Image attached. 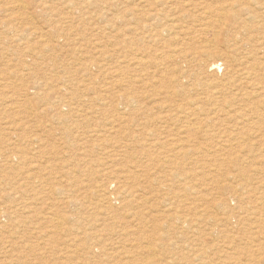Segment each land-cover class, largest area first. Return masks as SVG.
<instances>
[{
  "label": "rangeland",
  "instance_id": "obj_1",
  "mask_svg": "<svg viewBox=\"0 0 264 264\" xmlns=\"http://www.w3.org/2000/svg\"><path fill=\"white\" fill-rule=\"evenodd\" d=\"M209 1L219 0L204 3ZM162 2L0 0V264H264V223L260 243L249 242L245 224L235 222L242 210L234 194L209 187V145L229 127L246 123L240 113L264 117V90L247 107L250 99L243 106L237 99L244 87L232 89L236 104L223 107L218 125L209 124L201 67L217 56L208 47L226 51L221 39L233 33L235 22L223 17L228 30L213 34L186 23L208 11L204 3L201 9L196 0V8L191 1ZM174 9L183 17L182 33L147 15ZM241 29L239 39L248 33ZM149 33L154 41L140 40ZM217 62L220 76L225 62ZM117 113L121 121L114 120ZM161 114L165 123L152 120ZM236 132L228 133L229 140ZM254 135L239 139L243 166L252 173L220 180L239 182L243 176L240 182H255L264 200V136ZM229 146L227 154L238 152Z\"/></svg>",
  "mask_w": 264,
  "mask_h": 264
},
{
  "label": "bare ground",
  "instance_id": "obj_2",
  "mask_svg": "<svg viewBox=\"0 0 264 264\" xmlns=\"http://www.w3.org/2000/svg\"><path fill=\"white\" fill-rule=\"evenodd\" d=\"M181 1H191V2H195V0H163L162 4L163 5H166L168 4L169 6L174 4V3H177V2H181ZM198 3H197V6L198 8H203V3L206 1H202V0H196ZM217 1V0H216ZM216 3V2H215ZM204 7L208 10V11H201V14L199 16H197L196 18H190V22H186L187 24L191 25V23L195 22L196 26H197V23H199V26H203L205 27V29H211L214 31L213 34H220L222 31L221 30H225L228 26V24L226 25V23L222 22L221 20L223 19V17L227 20H233L232 22H235V24L233 25L231 23V26H232V29L230 31H232L233 33H235V36H232L231 35L233 34H226L228 36H226L225 38L222 36V38L224 39H221L222 42L224 43V45L226 46V51L223 52L222 54H218V52L215 50V47H211L209 48L208 47V52L210 54H216L217 56L215 58H213L212 61H210L208 64L205 65V69H204V65L203 67V74H205V77H207L206 79L208 80V82L206 83V87H209V92L205 93L204 96H202L203 100L202 99H199V100H202L203 104H206V105H209V124L213 125H218V123H220L221 121V118L220 116H218V113H220L222 110L224 112V108L225 105L229 104L228 106V110L229 108L231 107H234V103L236 104V102L234 101L233 103V100L236 98L232 97V94H231V90L232 89H238L237 91H239V89H241V87L243 88V92L240 94V97H237V99H239V101L242 103L241 105L243 106V101L244 99L245 100H249V102L247 103L248 104H251L252 101L254 100L253 98L256 97V94L257 93H261L262 90H264V76L262 74V72H264L263 70V66H264V0H219L217 2V4H212V2L209 1V3H204ZM195 8H196V2H195ZM232 8H235V10H231ZM214 13V14H213ZM239 13H243L245 14V18L244 17H241L239 15ZM242 14V15H243ZM149 16V20H154V19H162V20H166L165 22V26L168 27V30L169 31H172V32H178V33H182L183 32V26L182 24L183 23H179L180 21L183 20V17L178 14V11H176L175 9L174 10H171L169 13L166 11L164 13H154L151 12L150 14L148 13L147 14ZM210 16H214L213 18H211ZM210 18V20H209ZM170 22V23H168ZM230 22V21H229ZM230 26V25H229ZM230 26V28H231ZM203 27V28H204ZM202 28V29H203ZM243 28V30L241 29ZM206 29V30H207ZM242 30L244 32V30H246L248 33H246L247 35L245 37H242L241 39L237 38L238 35H236V33L239 32V30ZM228 30V29H227ZM225 30V31H227ZM147 29H144V32H146ZM200 31V30H199ZM231 33V32H230ZM240 33V32H239ZM215 36V35H214ZM220 36V35H219ZM242 36V35H241ZM240 37V36H239ZM140 40H142L143 42H148V41H154V34L152 33H149L147 35H144L142 38H140ZM220 40V41H221ZM211 41V40H210ZM218 41V40H217ZM145 44V43H144ZM244 45H248L249 47L248 48H244ZM210 46V45H209ZM247 50V51H245ZM232 51H235V53L239 54L236 56V54H233L231 53ZM113 52L114 54L116 53H119V50L114 48L113 49ZM259 56L260 59H262L261 62H258L257 61V57ZM195 58V56H194ZM193 58V59H194ZM220 59L222 60L223 62H225V66L223 68V73L222 75L220 74V76L217 75V69H219V66L217 64H219L220 62H217V60ZM136 63H138V65H141L143 66L144 63H145V60H142L141 58H136ZM259 60V59H258ZM147 63V62H146ZM137 65V64H136ZM158 66V65H157ZM148 67V66H147ZM197 68V67H196ZM200 68V67H199ZM262 70V72H260ZM197 71V69H196ZM197 74V72H195ZM261 73V74H260ZM199 74V73H198ZM201 74H202V71H201ZM112 75V74H111ZM177 77V76H176ZM196 77V75H195ZM199 76H197L198 78ZM180 78V77H179ZM197 80V79H196ZM175 81V80H174ZM179 81V80H178ZM198 82V81H197ZM177 83V82H176ZM199 83H201V81H199ZM106 84V83H105ZM104 85V84H103ZM195 85V84H193ZM77 86V85H76ZM115 86V85H114ZM78 87V86H77ZM194 87V86H193ZM68 88V87H67ZM66 88V89H67ZM74 88V87H73ZM245 88H249V90H246L245 91ZM70 90V89H69ZM68 90V91H69ZM74 90V89H72ZM65 91V89H64ZM106 91V90H105ZM233 92V91H232ZM65 93V92H64ZM236 93V92H235ZM236 93V95H237ZM202 94V93H201ZM253 95V96H252ZM229 98V99H228ZM252 98V99H251ZM101 99V98H100ZM75 100V99H73ZM262 100V99H261ZM100 101V100H99ZM192 101V100H191ZM195 101V100H194ZM193 101V102H194ZM258 101V100H257ZM256 101V102H257ZM260 101V100H259ZM240 102L238 103L240 105ZM264 102V101H263ZM246 103V102H245ZM262 103V101L260 102ZM197 104V101L194 102V105L195 106ZM237 104V105H238ZM222 105V106H221ZM246 106V104H245ZM249 106H252V105H248L247 107ZM254 106V105H253ZM165 107H168L170 109V106H158L157 108L158 109H161V108H165ZM174 107H176V105H174ZM178 107V105H177ZM182 107V106H181ZM241 107V106H240ZM167 108V109H168ZM197 108V107H196ZM235 108H238L235 106ZM256 108V107H255ZM178 109V108H177ZM182 109V108H181ZM191 109V108H189ZM193 109V108H192ZM233 109V108H232ZM231 109V110H232ZM242 108H239V110L241 111ZM115 110V109H114ZM166 110V109H165ZM172 110V108H171ZM243 110V109H242ZM247 110V108H246ZM246 110H243V111H246ZM250 109H248L249 111ZM251 110L253 111V108H251ZM256 110V109H255ZM174 112L176 110H173ZM179 111V110H177ZM187 111V110H186ZM192 111V114L195 115L196 113L194 112V110H191ZM226 111V110H225ZM237 113L238 110H235ZM251 111V112H252ZM261 111V110H260ZM97 112V111H96ZM166 112V111H165ZM182 112V111H181ZM185 112V111H184ZM234 112V110H233ZM232 112V113H233ZM242 112V111H241ZM95 113V112H93ZM98 114H100L99 112H97ZM108 113V112H107ZM114 113V112H113ZM119 113V112H118ZM117 113V114H118ZM167 113H168V110H167ZM171 113V112H170ZM191 113V112H190ZM228 113V112H227ZM234 113V114H235ZM254 113V112H252ZM189 114V113H188ZM230 114V112H229ZM228 114V115H229ZM243 114V113H242ZM240 113V116H241V121L244 122L246 121V123H242V125L240 127H237L236 129H231L230 130V127L228 128L229 129V132H227V134H220L218 132H220V130L217 132L218 135L220 136L219 139L217 140H213V142H211V144L209 145V187L211 186H215L216 188H226L229 192H232L234 195L233 197L235 196V199L234 201L236 202V207L240 210H242V214L238 215V213L236 214L238 216V218L236 219L237 221H235L237 224H245V229L247 230H244L246 232V234L248 233L249 235H245V237H252V240H250L249 242L251 243H260L261 240H259L260 238V233L262 231V229H264V225L262 226V224L264 223V200L261 199V196H260V193L257 191V193H259V195L256 193V190L254 188H258L259 186L257 185H261V182L260 180H262V178H264L262 176V174L264 173H261V176L262 178L259 176H255L254 173H253V176L255 177V179L258 177L259 180L258 183L256 186L257 187H254L253 188V184L255 183L254 180H252L254 183L252 184L249 183V181H246V183H242L240 182L241 181V178L244 176V174L248 173V172H251L252 173V170L253 169H248L246 167L243 166V162L245 160V155L243 156V154H240V152L242 151L240 149L241 147V144H240V141L239 139L243 138L245 135H257V139H261L263 136H264V117L262 115H259V116H256L253 117L255 118V120H251L250 118V115L249 113H244V115H242ZM259 114V113H258ZM261 114V113H260ZM78 115H81V114H78ZM116 115V113H115ZM169 115V114H168ZM223 115V114H222ZM227 115V114H226ZM227 115V116H228ZM236 115V114H235ZM167 116V115H166ZM176 116V115H175ZM181 116V115H180ZM230 116V115H229ZM239 116V118H240ZM254 116V114H253ZM178 117V116H177ZM175 117V118H177ZM183 117V115H182ZM224 117V116H223ZM222 117V119H223ZM235 117V116H234ZM260 117V118H259ZM112 118V117H111ZM114 118V117H113ZM112 118V119H113ZM123 115L122 114H118L116 117H115V121H121V119H123ZM165 114H161V115H157L154 119L152 120H155L156 122H166L165 120ZM171 118H172V115H171ZM239 118H236L235 117V120H239ZM169 119V118H168ZM225 119V118H224ZM223 119V120H224ZM174 120V119H173ZM222 120V121H223ZM232 120V119H230ZM251 120V121H250ZM113 121V120H112ZM174 121H177V120H174ZM180 121V120H179ZM186 121V120H185ZM226 122V120H225ZM235 122V121H232V123ZM237 122V121H236ZM231 123V124H232ZM239 123V122H238ZM156 124V123H154ZM224 124V123H223ZM228 124V123H227ZM226 124V125H227ZM240 124V123H239ZM222 125V124H220ZM229 125V124H228ZM227 125V127H228ZM236 124H234L235 126ZM223 126V125H222ZM225 126V125H224ZM233 126V125H232ZM231 126V127H232ZM233 126V127H234ZM111 127V126H110ZM109 127V128H110ZM166 127V126H165ZM216 127V126H215ZM221 127V126H220ZM232 127V128H233ZM212 129V127H209ZM223 128V127H222ZM226 128V126H225ZM235 128V127H234ZM217 129V128H215ZM219 129V128H218ZM217 129V130H218ZM213 130V129H212ZM223 130V129H222ZM215 131V130H214ZM235 136L234 138H232L231 140H229V135L228 133H232V132H235ZM115 132V130H114ZM117 132V131H116ZM145 132V135H149L152 133H150V130L149 131H144ZM212 132V131H211ZM210 130H209V133L211 134ZM168 133V132H167ZM170 133V132H169ZM213 133V132H212ZM222 133V132H221ZM223 133H225L223 131ZM50 134V133H49ZM141 134V133H140ZM144 134V133H143ZM172 134V133H171ZM216 134V132H215ZM234 134V133H232ZM142 135V134H141ZM217 135V134H216ZM215 135V137H216ZM218 135H217V138H218ZM254 135V136H255ZM52 136V135H51ZM155 136V135H154ZM249 136V137H250ZM253 136V137H254ZM48 137V136H46ZM50 137V136H49ZM143 137V136H142ZM141 137V138H142ZM146 136H144L145 138ZM173 137V136H172ZM210 137V136H209ZM252 137V136H251ZM151 138V137H150ZM154 138V137H153ZM246 138V137H245ZM33 139V138H32ZM156 140L159 141V136H156L155 137ZM213 139V137H212ZM252 139V138H251ZM264 139V138H263ZM44 140V139H43ZM43 140H41L42 142H44ZM49 141V139H46ZM51 141H49L48 144H50V142H52V138H50ZM55 141V137L53 139ZM237 141L236 144H234V142L232 141ZM255 140V139H254ZM31 141V140H30ZM40 141V142H41ZM47 141V142H48ZM155 141V140H154ZM243 141V140H242ZM29 142V141H28ZM46 142V141H45ZM144 142V141H143ZM31 143V142H30ZM141 143V142H140ZM152 143V142H151ZM155 143V142H154ZM46 144V143H45ZM52 144H54V142H52ZM51 144V145H52ZM157 144V143H156ZM159 144V143H158ZM171 145V143H168ZM232 145L230 149L234 150L235 148L239 149L238 152H235L232 151V154L229 150L228 154L226 153L227 149L225 148L226 145ZM152 146V144L150 145ZM149 146V147H150ZM169 146V147H170ZM229 146V147H230ZM51 147V146H50ZM148 146L146 147V150L147 148L150 149L152 147L149 148ZM162 147V145H161ZM168 147V148H169ZM22 148V147H21ZM165 148V146L163 147ZM162 148V149H163ZM171 148V147H170ZM207 148V147H206ZM157 149V148H156ZM155 149V150H156ZM167 149V148H165ZM151 150V149H150ZM20 151V150H19ZM159 151V150H157ZM164 151V149H163ZM181 151V150H180ZM240 151V152H239ZM244 152V151H243ZM241 152V153H243ZM47 153V152H46ZM147 153V152H145ZM159 153V152H157ZM174 153V152H172ZM230 153V154H229ZM143 154V153H142ZM161 154V153H160ZM166 154V153H165ZM200 154V153H199ZM151 155V153L149 154ZM155 155V154H154ZM145 156V155H144ZM157 156V155H156ZM153 157V156H152ZM158 157V156H157ZM149 158V157H148ZM264 158V157H263ZM150 159L151 156H150ZM150 161V160H149ZM154 161V160H153ZM246 161V160H245ZM149 163V162H148ZM221 163H224V167H220ZM133 164V163H132ZM39 166V164H38ZM44 167V166H43ZM165 167V166H164ZM143 168V167H142ZM145 168V167H144ZM43 169V168H42ZM228 169V170H227ZM232 169V170H230ZM109 170V169H108ZM106 170L105 173H110V174H114L113 171H108ZM145 171V169H143ZM142 170V171H143ZM238 171V172H235V171ZM123 171V170H122ZM38 172V171H37ZM40 172V171H39ZM49 172V171H48ZM259 172V171H258ZM257 172V173H258ZM36 173V172H35ZM51 173V171L49 172ZM232 173V174H231ZM236 173L239 175L243 174V176L241 178H239V182H235L234 180H229L228 182L225 181L227 180V177L226 179L224 180L226 183H224L223 181L220 180V176H223V175H233L234 178H237L236 177ZM37 174V173H36ZM35 174V176H36ZM260 172L256 175H259ZM127 175V174H125ZM133 175V174H132ZM131 175V176H132ZM138 175V174H137ZM190 175L192 174H189V177L187 178H190ZM264 175V174H263ZM33 176V175H32ZM38 176V175H37ZM140 176V175H138ZM238 176V175H237ZM248 176V175H247ZM252 176V175H251ZM51 177V176H50ZM107 177V176H106ZM109 177V176H108ZM111 177V176H110ZM109 177V178H110ZM133 177V176H132ZM137 177V176H136ZM135 177V178H136ZM193 177V176H192ZM232 177V178H233ZM239 177V176H238ZM253 177V178H254ZM29 178V177H28ZM48 178V177H47ZM148 178V176H147ZM155 178V177H154ZM231 179V177H229ZM228 178V179H229ZM233 178V179H234ZM247 178V177H246ZM245 178V179H246ZM251 178V177H250ZM35 179V177H34ZM37 179V178H36ZM43 180V177L41 178ZM40 179V180H41ZM45 179V177H44ZM115 179H120L118 176L115 177ZM243 179V178H242ZM248 179V178H247ZM49 180V179H48ZM134 180V179H133ZM148 180V179H147ZM223 180V179H222ZM238 180V179H237ZM45 181V180H44ZM115 181V180H114ZM125 181V180H124ZM135 182L137 180H134ZM42 182V181H41ZM223 182V183H221ZM40 183V182H39ZM46 183H49V182H46ZM43 184V183H42ZM250 184V185H249ZM35 185V184H34ZM40 186V184H39ZM38 186V187H39ZM151 186V185H150ZM128 187H132V186H128ZM264 187V186H263ZM127 188V187H126ZM154 188V187H153ZM214 188V187H213ZM129 189V188H128ZM139 189V188H138ZM211 189V188H210ZM209 189V190H210ZM215 189V188H214ZM127 190V189H126ZM130 190V189H129ZM133 190V189H132ZM143 190V189H142ZM145 190V189H144ZM259 191L261 190L262 191V188L261 189H258ZM146 191V190H145ZM263 191H264V188H263ZM262 191V192H263ZM51 192V191H50ZM35 193V192H34ZM132 193V192H131ZM264 193V192H263ZM45 194V193H44ZM130 194V193H129ZM134 194V193H133ZM132 195V194H131ZM137 195V194H136ZM135 195V196H136ZM232 195V194H231ZM231 195H229L231 197ZM134 197V195H132ZM228 196V195H227ZM146 198V197H145ZM149 198V197H148ZM232 199V200H233ZM140 200V199H139ZM147 200V199H146ZM137 201V200H134V202ZM142 201V200H141ZM230 201V200H229ZM138 202V201H137ZM144 202V200H143ZM142 202V203H143ZM225 202V201H224ZM222 203L223 205L225 203ZM136 203V202H135ZM132 204V203H131ZM221 204V205H222ZM226 204H229L226 203ZM222 205V206H223ZM238 205V206H237ZM220 206V205H218ZM227 205H225L226 207ZM235 206V205H233ZM224 207V206H223ZM227 208V207H226ZM229 210H230V205H229ZM235 208V209H237ZM232 210V208H231ZM230 210V211H231ZM227 211V210H226ZM234 210H232L233 212ZM151 212V211H150ZM230 212V215H232ZM143 213V212H142ZM235 213V212H234ZM149 214V213H148ZM229 214L226 213V215ZM146 215V214H145ZM234 215V214H233ZM149 216V215H148ZM225 216V215H224ZM235 216V215H234ZM143 217V215H142ZM232 217V216H231ZM138 218V217H137ZM145 218V217H144ZM222 218V217H221ZM236 218V216H235ZM252 218H254L255 220V224H254V228L255 230H251V227H252V223L254 221H250ZM139 219V218H138ZM178 219H181L180 217ZM223 219V218H222ZM227 217H226V223H229V221L227 222ZM184 220V219H183ZM224 220H225V217H224ZM140 221V219H139ZM181 221V220H180ZM220 221V220H219ZM142 221H140L141 223ZM183 223V222H182ZM142 225V224H140ZM139 225V226H140ZM234 225V224H232ZM137 226V225H136ZM138 226V227H139ZM230 226V225H229ZM238 226V225H237ZM261 226L263 227L261 229ZM130 227V226H129ZM135 227V226H134ZM241 227V226H240ZM239 227V228H240ZM242 227V228H244ZM228 228V226H227ZM231 228V227H230ZM234 228V227H233ZM253 228V229H254ZM132 229V227L130 228V230ZM232 229V228H231ZM133 230V229H132ZM236 230H238L236 228ZM251 230V231H249ZM136 231V230H135ZM215 231V230H214ZM229 231V230H228ZM232 231V230H231ZM126 232V231H125ZM225 232V231H224ZM226 232H227V229H226ZM238 232V231H237ZM241 232V231H239ZM130 233V232H129ZM133 233V232H132ZM232 233V232H231ZM235 233V231H234ZM120 234V233H119ZM214 234V233H213ZM227 234V233H225ZM228 234H230V232H228ZM117 235V234H116ZM231 235V234H230ZM230 235H228L230 237ZM236 236H239V235H236ZM242 236V235H241ZM227 235L224 237L226 238ZM233 237V236H232ZM223 238V239H224ZM233 238H236V237H233ZM227 239V238H226ZM242 239V237H240V240ZM248 239V238H247ZM228 240V239H227ZM239 240V238H237V241ZM246 240V238H245ZM229 241H230V238H229ZM115 242V241H114ZM222 242V241H221ZM232 242V240L230 241ZM229 242V243H230ZM237 243V242H236ZM123 244V243H122ZM239 244V243H238ZM131 245V244H130ZM257 245V244H256ZM133 246V245H132ZM106 247V246H105ZM114 247V246H113ZM230 247V246H229ZM235 247V246H234ZM233 247V248H234ZM148 249V248H147ZM236 250V249H235ZM234 250V251H235ZM129 251V250H128ZM103 252V251H102ZM133 252V251H132ZM233 252V251H232ZM231 252V253H232ZM119 253V252H118ZM106 254V253H105ZM132 254V253H131ZM134 256V255H133ZM117 257V256H116ZM121 258V257H120ZM126 258V256H125ZM129 258V257H128ZM229 258H233L232 256H230ZM256 260V259H255ZM210 261V260H209ZM234 261V259H233ZM237 261V259H236ZM259 261V260H258ZM257 261V262H258ZM262 262V261H261ZM260 262V263H261ZM211 264V263H210Z\"/></svg>",
  "mask_w": 264,
  "mask_h": 264
}]
</instances>
